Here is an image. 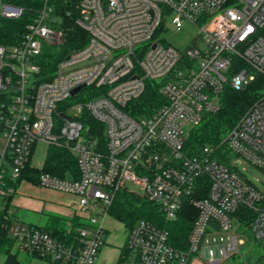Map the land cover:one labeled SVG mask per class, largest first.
<instances>
[{"label": "built area", "instance_id": "2783aa9c", "mask_svg": "<svg viewBox=\"0 0 264 264\" xmlns=\"http://www.w3.org/2000/svg\"><path fill=\"white\" fill-rule=\"evenodd\" d=\"M23 16L22 8L0 0V19ZM69 24L85 33L83 48L67 50ZM187 24L198 35L184 51L162 39ZM258 76L264 77V0H44L23 35L0 44V135L6 140L0 228L13 251L51 264H95L107 221H116L110 209L120 191L153 203L169 222L204 182L208 196L190 199L197 217L187 248L139 220L127 230L117 264H264V193L240 169L264 168V96L221 145L197 154L185 148L191 130L220 110L228 87L240 91ZM148 82L162 83L166 103L134 118L126 108ZM90 119L103 125V139ZM40 143L47 146L45 159L51 147L77 159V179L42 172L37 184L77 197L78 223L66 241L18 221L8 205ZM246 209L256 213L249 225L243 224Z\"/></svg>", "mask_w": 264, "mask_h": 264}, {"label": "trees", "instance_id": "16d2710c", "mask_svg": "<svg viewBox=\"0 0 264 264\" xmlns=\"http://www.w3.org/2000/svg\"><path fill=\"white\" fill-rule=\"evenodd\" d=\"M43 1L5 0L8 4L22 8L24 10V16L19 20L0 19V44H11L14 39L22 36L25 32V24L28 17L41 7ZM66 31L68 51L85 46L87 37L81 29L69 24ZM72 39H75V41H72ZM76 39L84 40L78 42ZM161 87L162 83L160 82H148L143 96L134 103L133 107H127L126 111L134 118L151 115L155 109L166 103V99L161 93ZM263 96L264 77L262 76H258L253 83L240 91L228 87L221 98L220 110L216 114L206 116L200 126L191 130L186 140V150L190 154H197L208 145H221L229 131L246 114L252 105ZM88 124L94 133L103 139V125L91 119L88 121ZM220 152L222 153V161L228 163L229 156L223 146L220 148ZM42 172L61 178H66L68 174H72L77 179V159L67 149L51 147L42 170L28 164L22 173L19 183L21 184L23 181H26L37 185ZM208 191L209 186L207 187L204 182H201L199 192L197 190L190 198H187L176 219L169 222L164 219L159 208L153 203L138 195L120 191L110 209V215L114 220L123 224L127 230H131L139 220L149 221L168 232L169 240L173 246L179 249H185L187 248L189 234L197 217V211L191 205L190 199H204L208 196ZM13 198L8 200V205L12 203ZM242 211L247 216L246 222H243V224L249 225L255 218L256 213L247 209ZM76 223H78L77 218L69 221L58 216H50L43 227H38L66 241L68 240L67 237H69L67 235L70 226ZM122 251L123 254L128 253L125 248ZM29 260L26 261V264L29 263ZM0 264H24L19 259L18 254L13 251V241L8 231L3 228H0Z\"/></svg>", "mask_w": 264, "mask_h": 264}, {"label": "rangeland", "instance_id": "374dc122", "mask_svg": "<svg viewBox=\"0 0 264 264\" xmlns=\"http://www.w3.org/2000/svg\"><path fill=\"white\" fill-rule=\"evenodd\" d=\"M198 35V30L193 25H185L182 29L175 31L174 29L165 34H163L162 39L170 43L172 46L178 48L180 51H184L189 47L192 41ZM6 147V140L3 136L0 135V154H2ZM47 152V146L43 143H40L36 146L33 158L32 166L36 168L42 167L45 156ZM244 176L252 184H254L259 190L264 193V168H257L252 166L241 167L240 168ZM24 184H22L23 186ZM133 188V186H130ZM51 215L50 213H45L44 215H37L34 211H29L27 209L21 208L17 213L18 221L25 223H35L44 225L47 217ZM106 227L108 229V234L104 237L105 247L114 249L119 254L121 247L127 239V229L118 221L108 220ZM212 238L219 239V235H215ZM212 238L210 241L212 242ZM258 252H263V249H259ZM25 255H20L19 259L26 264V261L29 259ZM97 262H95L96 264Z\"/></svg>", "mask_w": 264, "mask_h": 264}, {"label": "crops", "instance_id": "0c3cea01", "mask_svg": "<svg viewBox=\"0 0 264 264\" xmlns=\"http://www.w3.org/2000/svg\"><path fill=\"white\" fill-rule=\"evenodd\" d=\"M22 184L24 185L22 186ZM77 204L78 199L73 195L48 190L39 187L38 185L23 181L19 186L17 194L13 198L12 209L16 215L21 208L32 212L34 211L37 215L50 213L51 215L47 217L46 224L50 216H58L69 221L73 220L77 216ZM30 224L42 227L45 225L35 223ZM120 252L121 249L117 255V252L114 249L104 246L96 264H117ZM28 258L30 259L28 264H51L41 259L33 257Z\"/></svg>", "mask_w": 264, "mask_h": 264}, {"label": "water", "instance_id": "95a60500", "mask_svg": "<svg viewBox=\"0 0 264 264\" xmlns=\"http://www.w3.org/2000/svg\"><path fill=\"white\" fill-rule=\"evenodd\" d=\"M79 90H80V89L75 90L74 93H76V92L79 91Z\"/></svg>", "mask_w": 264, "mask_h": 264}]
</instances>
